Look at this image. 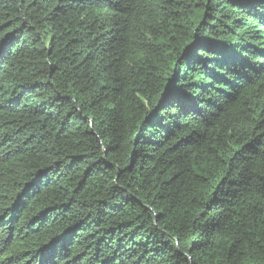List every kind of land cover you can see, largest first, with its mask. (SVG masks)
<instances>
[{"label": "trees", "instance_id": "16d2710c", "mask_svg": "<svg viewBox=\"0 0 264 264\" xmlns=\"http://www.w3.org/2000/svg\"><path fill=\"white\" fill-rule=\"evenodd\" d=\"M0 264H264V0H0Z\"/></svg>", "mask_w": 264, "mask_h": 264}]
</instances>
